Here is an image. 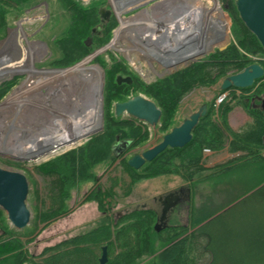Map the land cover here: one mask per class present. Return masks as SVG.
Instances as JSON below:
<instances>
[{
	"label": "rangeland",
	"instance_id": "rangeland-1",
	"mask_svg": "<svg viewBox=\"0 0 264 264\" xmlns=\"http://www.w3.org/2000/svg\"><path fill=\"white\" fill-rule=\"evenodd\" d=\"M79 1L81 2L80 5L83 7L88 8L97 6L100 10L111 11L109 20L104 22H109L113 19V21L115 22V27L109 37V40L103 46V48H108L107 50H105V52H101L98 55H93L100 49L93 50L90 55L73 66L66 68H58L57 66H55L54 59L56 57V54L52 52L53 45L55 41H57V39L61 37V35L65 32L69 25L68 15L63 11L62 6L58 2V0H33L26 6L25 13L22 16L10 17V27L8 29L7 36L3 38L0 37V71L6 70L8 69V67L17 68L18 66V68H20V70L22 71H26V69L32 67L36 71H62L74 68L84 61L88 60L89 58H92L89 66L99 67L103 72L101 90L102 129L100 131L90 134L85 138L78 139L71 145H65L61 148L53 150L52 152L39 157V159H34V161L33 159H24L25 161L15 160L11 156L0 154V168L25 175L29 183V195L26 204L32 216L30 225L28 227L21 231H17L9 223L7 214L0 209V212L2 214V216L0 217V225L6 226L7 224V226L10 229H13V231L16 233V236L22 239L25 243L30 238L28 233L34 227L35 217L38 214L46 212L50 207H53L55 198L59 196L60 191L55 190L54 188L57 182L56 179L58 178L53 173L61 169L59 166H57L58 162H56V160L74 151H78L86 147L91 140L101 137L107 129L106 121L108 114L111 113L115 116L113 104L109 108L106 98L108 72L111 68L110 61H112L111 59L113 57L118 61H123V64L128 68V73L132 74L127 76L121 74L117 77H130L132 78L133 83H135L136 78H139L144 84L150 85L159 80L165 79L178 71L202 62L203 60L207 59L212 53L220 50L223 47L228 48L231 44H237L234 37L233 20L225 6L218 0H216L219 9L209 17L204 15L206 16V18H203L200 34L197 40L198 42L193 47L190 60L187 64H182L181 66L174 65L177 68L172 69L170 66H161L159 61L153 57H145L140 53L138 57L136 55V51L135 53L134 51L133 53H131L132 56L130 58L128 50H135L137 46L136 43H139L137 38H134L135 32L131 28V26L130 30L128 29L127 31H124L121 39H119L118 46L116 48H109V46H111V44H113V42L115 41L118 31L122 27L121 19L129 21L132 18H135L139 14L143 13L144 11L151 9L155 4L157 5V3L165 0H154L153 2L151 1L152 3L149 2V6H147L146 8H134V4H131L130 8H127L129 7V5L127 6L123 4L125 0ZM200 1H203L206 4L209 0ZM210 1L212 3L216 2H214V0ZM37 8L39 10H35ZM179 8L180 6H177L176 9ZM170 10L174 9L172 8ZM170 10H168V12ZM220 10L222 11V15ZM225 15L227 20L229 21V28L225 21ZM164 18L163 20L167 22H170V20H172L167 19V16L165 19ZM20 25H22V28H20ZM197 30L198 28L193 32L191 31L192 33L187 34V36L189 35L193 37L194 33ZM97 32L101 33V29H98ZM144 41L145 42H142L146 46L148 43V39H144ZM38 44L42 45L43 47H37ZM91 44L92 40L89 47H91ZM19 48H21V50ZM30 57H32L33 61ZM198 59H200V61H197L190 65L192 62ZM132 60H136L134 61L136 63V66L133 65ZM138 67H140L142 71L138 70ZM175 70L178 71L173 73L172 71ZM44 78L45 76L38 74L31 75L26 72L0 76V90L1 88L13 85L12 89L9 90L6 95L0 97V105L6 102L14 94V92L20 89L29 79L31 80V82L42 83L43 85H39L41 87H45V89L52 87L53 85L52 83H50L51 79L49 81L47 80L48 78ZM222 81L223 80H221L217 85H214L210 88H198L189 96H187L177 108L176 116L173 119V123L174 125H176L175 127L180 126L184 120L188 119L192 114L199 111V109L203 105L209 104L213 100L217 101L218 98L222 95L220 94V85ZM42 89H39V87H36L34 89V92H32L33 101L38 102L40 100L39 96ZM256 91L257 90H255L254 93L257 95V97L264 96V91H261L260 93ZM235 95L237 97H241L240 92H237ZM135 96H142L153 101L143 92V90L138 89V86L136 87V85L135 88L130 91L129 96L126 97V101ZM28 97L31 98L30 95ZM227 98H229V93H227ZM16 103L18 104L19 101H16ZM20 108L21 107H19V109ZM236 108V111L231 115V122H228L229 127L234 132L241 131L248 125V123L246 122V120H248V115L243 106H236ZM7 112L17 114L19 113L18 107L15 106L13 109L11 108ZM31 112H34V109ZM5 116L8 115L6 114ZM22 118V116L19 117L20 120ZM120 118L124 120L135 121V126L139 129L138 134L144 135L147 139L143 143H141L140 146L136 148L131 147L126 152H122L118 150V148L125 143H129L130 140L117 143L114 148V152L112 150L115 155L112 153L111 159L109 161L94 166V168L90 171L94 175V180L86 181L84 183L79 182L71 191V197L67 201L68 212L65 214V217L52 223L49 229H46L41 236H39L32 244L27 246V249H29L32 254L38 256L47 246L57 244L60 241L75 236L84 235L91 231H94L97 228H101L102 222L105 219V215L99 212L98 204L95 201H89L88 199L95 196L96 194L99 197L102 196V189L103 191H106L108 193L112 192L113 194V197H111L113 201L109 199L108 203L111 204V208L109 210L110 215H112L116 220L124 216H129L135 212L152 211L156 214L154 220L155 223L153 224V232L156 235H160L156 238V248L158 253L154 256H148L142 259L138 262V264H159L157 257L159 253L164 250L163 248L165 247V244L169 239L168 237H170L171 234L166 230L173 226L188 227L190 233H188L185 238H189L191 232H193L192 225L194 221L196 219L201 220L205 216L212 213L215 214L211 219L212 221L209 220L206 223L207 226L205 227L204 231H200V228H198V231L200 233L203 232L205 234L213 236L215 240V243L213 245L214 249L224 251L227 255V260L232 261L233 258H236L238 255L245 253L248 256H252L258 252V249H264V247H255L258 246V244L261 242L264 243V185L260 186L258 189L242 198L232 206L226 208L225 210H220L219 208H225V206L228 204L229 201L226 202L227 200L235 198V195L238 196L239 193L242 192V190L240 189L246 187L242 186L241 179L229 185L227 184L225 187H219L214 183H210V180L207 179L209 177L207 175L209 174L206 173L201 176H196L195 181L192 183L186 182L182 179L181 176L170 175L157 177L154 179L141 180L133 184L130 176L124 169V162H128L134 155L142 154L145 151L158 145L163 140L165 133L161 131V120L158 124L149 126L147 124H144L143 122L132 119L128 115H123ZM41 119L45 120V117L41 116ZM2 120L3 118H0V121ZM26 121L27 123H29L30 120ZM38 124L39 127L43 126L41 125L43 124L42 121ZM38 131H40L42 134L51 133L49 132L50 128L48 127L44 129L40 128ZM170 132L171 131H169V133ZM36 137L37 136H35V138ZM43 138L45 139V137H42V139ZM228 151L229 149L226 148L220 153L215 152V154L214 152L211 154H206L204 152L205 166L208 168H212L228 163L234 159H240L241 153L232 154ZM48 165L52 166L49 171L46 172ZM182 189L190 191L189 199L169 215L168 228L160 233H157L155 230V226L157 224L158 218H160L161 216V207L159 208L160 211L157 212V203L159 202L155 201V199L168 195L170 193L178 192ZM143 204H147V207L138 211H132V209L136 206ZM155 207H157V209L154 211L153 208ZM127 211L131 212L127 213ZM129 221L130 220H126V222L124 223H127ZM38 226L39 229L43 228V225L38 224ZM2 234H4L3 236L6 235L4 232H0V235ZM111 241L112 244H110V242H105L104 244H102L101 235L94 238V244H83L81 247L93 249L94 256L92 257V259H88L82 264H89L91 260H94V263L96 264H100V259L103 254L102 249L105 246L110 247V249L108 250V264H117L119 261L118 257L124 250L123 245L124 243H128V241H126V238H123L121 243H117L115 241V237L113 236L111 238ZM201 242L203 243V241L199 240V243ZM197 256L199 259V264H209L208 256H200L199 253L197 254Z\"/></svg>",
	"mask_w": 264,
	"mask_h": 264
},
{
	"label": "trees",
	"instance_id": "trees-1",
	"mask_svg": "<svg viewBox=\"0 0 264 264\" xmlns=\"http://www.w3.org/2000/svg\"><path fill=\"white\" fill-rule=\"evenodd\" d=\"M32 1L0 0V37L7 36L10 17L22 16L26 6ZM218 1L225 6L233 20L234 37L237 44H231L224 51L217 50L202 62L150 85L144 84L139 78H136L133 85H119L116 81L118 75L132 74L128 73V68L123 61H118L113 57L110 61L111 68L108 72L106 88L108 107L110 108L113 104L114 109L116 103L126 101V97L136 85L162 111L161 131L166 135L176 126L173 119L177 108L193 91L198 88L213 87L221 80L243 72L252 64L257 63L264 69V49L255 35L242 22L236 8V0ZM58 2L68 15L69 25L51 49L56 54L55 66L66 68L81 62L93 50L103 48L115 27V22L113 19L104 22L100 15L101 10L97 6L83 7L79 0H58ZM220 12L222 15L221 10ZM225 21L229 28L226 15ZM98 29H101V33L97 32ZM88 39L92 40L91 47L87 46ZM12 87L13 85H9L1 88L0 97L6 95ZM255 90L258 93L264 91V76L257 80L252 88H233L226 92L221 91L220 94L229 93V98L219 106L216 100L206 104L207 116L201 119L193 132L192 141L185 148H168L138 171L130 168L125 161L123 166L132 183L170 175L181 176L186 182L192 183L196 176L207 173L210 183L225 187L241 179L242 186L246 187L240 189L242 192L238 196L235 195V198L227 200L228 204L225 208H219L220 210H225L264 185V111L262 110L264 96L257 97ZM237 92L241 93V97L235 95ZM236 106H243L247 115L252 119L251 123L238 132L232 131L228 125L229 115ZM106 124L107 129L101 137L91 140L86 147L56 160L57 166L61 168L53 173L58 178L54 188L60 191L59 196L55 198L53 207L35 217L34 227L28 233L30 238L27 244L17 237L7 224L6 226L0 225V232L6 234L5 236L0 235V264H82L92 259L94 251L81 246L94 244V238L101 235L102 244L105 242L112 244V236L115 237L117 243H121L123 238L128 241L123 245L124 250L118 257L117 264H138L142 259L158 253L156 238L160 235L153 232L156 214L152 211L135 212L116 220L110 215L111 204L108 203L109 199L113 201L111 199L113 194L103 189L102 196L99 197L96 194L88 199L95 201L99 212L105 215L101 228L47 246L38 256L27 249V246L41 236L46 229H49L52 223L65 217L71 191L79 182L94 180V175L90 171L94 166L111 159L117 143L130 140L129 148H136L147 139L144 135L138 134L139 129L136 128L133 120L117 118L109 113ZM225 148H228L232 154L241 153L240 159H234L212 168L205 166L204 151L206 149L219 152ZM51 166H47L46 172ZM214 215L212 213L201 220L196 219L189 238H185L190 233L188 227L173 226L166 230L171 234L164 250L157 257L159 264H199L198 253L200 256H208L209 264H264V249H258V252L252 256L246 253L240 254L232 261L227 260L224 251L215 250L214 237L198 231V228L204 231L206 223ZM126 220L130 221L124 223ZM38 224L43 225V228L39 229ZM199 240L203 243H199ZM255 247H264V243L261 242ZM94 262L91 260L89 264H96Z\"/></svg>",
	"mask_w": 264,
	"mask_h": 264
},
{
	"label": "bare ground",
	"instance_id": "bare-ground-1",
	"mask_svg": "<svg viewBox=\"0 0 264 264\" xmlns=\"http://www.w3.org/2000/svg\"><path fill=\"white\" fill-rule=\"evenodd\" d=\"M151 1L154 0L136 1L134 8H146L149 6V2L152 3ZM177 6H180V8L176 9ZM153 7V9L146 10L129 21L121 19L122 27L109 48H116L124 31L132 28L135 32L134 38H137L139 43H136L135 50H128L130 58L131 53L136 51L138 57L140 54L145 57H153L159 61L161 66H170L172 69L177 68L174 65L187 64L193 47L198 42L203 18L213 15L219 9L217 1L212 3L209 0L205 4L200 0H165ZM172 8L174 10H170ZM168 10L170 11L168 12ZM166 16L167 19L172 20L170 22L164 21L163 18H166ZM20 28H22V25H20ZM197 28L198 30L193 37L187 36ZM144 39H148L146 46L143 44ZM181 45L183 50L181 48L180 53L177 50ZM37 47L43 46L38 44ZM172 54L179 55L171 58ZM30 58L32 59V57ZM91 60L92 58H89L74 68L62 71H36L33 67L22 71L18 68L19 66L17 68L8 67V69L0 71V76L23 72L31 75H42L45 76L44 79L48 78L49 81L51 79L50 83L53 85L45 89V87L39 85L42 83L31 82L29 79L6 102L0 105V118H3L0 121L1 154L27 160L33 159L34 161V159H39V157L53 150L71 145L76 140L95 133L102 126L101 90L103 72L99 67H90ZM132 61L133 65L136 66L134 62L136 60ZM138 70L142 71L140 67H138ZM36 87H39V89L44 88L41 90L38 102L32 100V92ZM29 95L31 98L28 97ZM16 101H19V103L17 104ZM15 106L18 107L19 113L7 112ZM19 107L21 108L19 109ZM33 109L34 112H31ZM6 114L8 116H5ZM20 116L23 117L22 121L19 119ZM41 116H44L45 120H42ZM25 119L30 120L29 123ZM41 121L43 126L39 127L38 123ZM47 127L50 128V134H42L38 131L40 128ZM35 136L37 137L35 138ZM42 137H45V139H42Z\"/></svg>",
	"mask_w": 264,
	"mask_h": 264
},
{
	"label": "water",
	"instance_id": "water-1",
	"mask_svg": "<svg viewBox=\"0 0 264 264\" xmlns=\"http://www.w3.org/2000/svg\"><path fill=\"white\" fill-rule=\"evenodd\" d=\"M136 1L141 0H125L124 5L136 4ZM237 11L240 18L246 28L258 39L261 46L264 49V0H236L235 2ZM133 6V5H132ZM100 15L103 21H108L111 15V11L101 10ZM91 40L87 41V46H90ZM182 45L179 47L177 52L181 53ZM227 47H223L220 51H224ZM108 48H102L95 52L93 55H98L101 52H105ZM176 52V53H177ZM179 53V54H180ZM171 55V58L179 55ZM202 59V58H201ZM200 61L195 60L193 63ZM59 71V70H56ZM178 70L172 71L175 73ZM264 76V69L259 64H252L248 66L243 72L229 76L225 78L220 85V90L223 92L229 91L230 89H248L252 88L255 82ZM117 83L119 85L128 84L132 85V78L117 77ZM262 110L264 111V100L262 102ZM115 116L117 118L123 115H128L134 120L143 122L149 126L158 124L162 117V111L158 108L156 103L142 97L135 96L123 103H116L114 106ZM208 107L203 105L199 111L192 114L188 119L184 120L183 123L171 130L170 133L163 137V140L155 147L145 151L142 154L134 155L127 163L128 166L134 170H140L146 163L155 160L161 153L166 149H183L185 148L193 138V132L198 127L201 119L207 116ZM102 129V126L95 132L97 133ZM130 147V143H125L120 146L118 150L127 151ZM1 154V153H0ZM3 155V154H2ZM15 160H24L20 157L12 156ZM29 195V183L25 175L9 171L0 168V209L7 214V218L11 226L17 231H21L28 227L31 222V212L29 211L26 201ZM174 193H170L166 196L159 197L155 200L165 203V207L161 212L160 218H158L155 230L157 233L162 232L168 228L169 214L178 205L179 199L172 198ZM147 204L138 205L132 209V211H138L146 208ZM131 211H127L130 213ZM102 257L100 264H108L109 252L108 246L103 247Z\"/></svg>",
	"mask_w": 264,
	"mask_h": 264
},
{
	"label": "flooded vegetation",
	"instance_id": "flooded-vegetation-1",
	"mask_svg": "<svg viewBox=\"0 0 264 264\" xmlns=\"http://www.w3.org/2000/svg\"><path fill=\"white\" fill-rule=\"evenodd\" d=\"M35 10H39V9L37 8ZM189 192L190 191H186L184 189H182V190H180L178 192H174L175 196L172 197V198H174V199L177 198V199H179V201H178V205L175 207V209H173V211H175L178 207H180L183 203H185L189 199ZM155 201L159 202V203L156 202L158 204V209H157V207H155V208H153V210L155 211L157 209V212H159L160 211L159 208L161 207V212H162V210L165 207V203H162L161 201H158V200H155Z\"/></svg>",
	"mask_w": 264,
	"mask_h": 264
},
{
	"label": "built area",
	"instance_id": "built-area-1",
	"mask_svg": "<svg viewBox=\"0 0 264 264\" xmlns=\"http://www.w3.org/2000/svg\"><path fill=\"white\" fill-rule=\"evenodd\" d=\"M16 34H17V33H16ZM19 49L21 50V48H19ZM226 99H227V93L222 94V95L218 98V100L216 101L217 105L222 104ZM204 152H205L206 154H211V153H212V151L209 150V149H206Z\"/></svg>",
	"mask_w": 264,
	"mask_h": 264
},
{
	"label": "crops",
	"instance_id": "crops-1",
	"mask_svg": "<svg viewBox=\"0 0 264 264\" xmlns=\"http://www.w3.org/2000/svg\"><path fill=\"white\" fill-rule=\"evenodd\" d=\"M236 109L237 108H235L231 113H230V115H229V118H228V122L230 123L231 122V115L236 111ZM248 117V120H246V122L249 124V123H251L252 122V119H251V117H249V116H247ZM226 149V148H225ZM224 149V150H225ZM224 150H222V151H224ZM222 151H219V153L220 152H222ZM229 152V151H228ZM212 153H213V151H212ZM214 154H215V152H214ZM263 155H264V152H263Z\"/></svg>",
	"mask_w": 264,
	"mask_h": 264
}]
</instances>
